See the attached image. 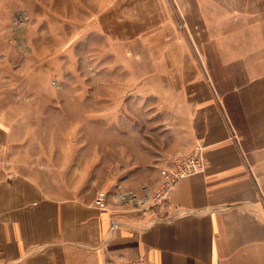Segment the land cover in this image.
<instances>
[{
    "label": "rangeland",
    "instance_id": "374dc122",
    "mask_svg": "<svg viewBox=\"0 0 264 264\" xmlns=\"http://www.w3.org/2000/svg\"><path fill=\"white\" fill-rule=\"evenodd\" d=\"M170 2L161 31L142 35L141 20L116 17L114 0H0V124L16 139L7 161L69 172V183L147 212L164 172L201 147L182 79L189 64L205 74L199 28L248 27L243 45L264 58V0H212L207 19Z\"/></svg>",
    "mask_w": 264,
    "mask_h": 264
},
{
    "label": "crops",
    "instance_id": "0c3cea01",
    "mask_svg": "<svg viewBox=\"0 0 264 264\" xmlns=\"http://www.w3.org/2000/svg\"><path fill=\"white\" fill-rule=\"evenodd\" d=\"M141 1L114 0L116 17L141 20L142 35L160 32L174 5ZM176 2L190 18L209 17L212 0ZM204 29L194 43L205 74L189 64L182 79L205 171L180 180L162 207L133 212L109 195L103 212L97 190L69 183V172L9 163L15 133L0 124V264H264V58L243 45L248 27Z\"/></svg>",
    "mask_w": 264,
    "mask_h": 264
},
{
    "label": "built area",
    "instance_id": "2783aa9c",
    "mask_svg": "<svg viewBox=\"0 0 264 264\" xmlns=\"http://www.w3.org/2000/svg\"><path fill=\"white\" fill-rule=\"evenodd\" d=\"M202 148L198 147L195 154L187 160L177 159L175 163V169L166 171L163 174V179L158 187L154 197L153 204L148 208L162 207L168 200L169 196L174 189V186L182 179L198 174L205 171V161L202 156ZM108 193L99 191L95 197V206L101 211L105 212L108 210ZM126 198V196H125ZM127 199V198H126ZM132 201V198H128ZM125 200L122 196L118 201ZM146 211V210H144ZM129 264H155L149 261L146 257L140 256L136 261Z\"/></svg>",
    "mask_w": 264,
    "mask_h": 264
}]
</instances>
